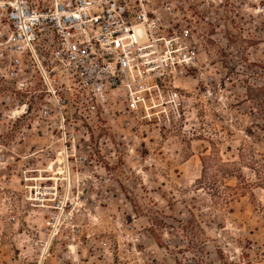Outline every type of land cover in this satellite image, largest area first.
Masks as SVG:
<instances>
[{
    "label": "rangeland",
    "instance_id": "rangeland-1",
    "mask_svg": "<svg viewBox=\"0 0 264 264\" xmlns=\"http://www.w3.org/2000/svg\"><path fill=\"white\" fill-rule=\"evenodd\" d=\"M151 2L198 37L155 118L48 121L0 58V264H264V0Z\"/></svg>",
    "mask_w": 264,
    "mask_h": 264
},
{
    "label": "built area",
    "instance_id": "built-area-1",
    "mask_svg": "<svg viewBox=\"0 0 264 264\" xmlns=\"http://www.w3.org/2000/svg\"><path fill=\"white\" fill-rule=\"evenodd\" d=\"M0 10L4 68L43 96L48 121L111 106L152 119L181 105L176 79L194 77L195 25L165 21L151 0H0Z\"/></svg>",
    "mask_w": 264,
    "mask_h": 264
},
{
    "label": "bare ground",
    "instance_id": "bare-ground-1",
    "mask_svg": "<svg viewBox=\"0 0 264 264\" xmlns=\"http://www.w3.org/2000/svg\"><path fill=\"white\" fill-rule=\"evenodd\" d=\"M55 163L57 164L56 166H58V167L54 166ZM51 166H52V168H53V166H54V169H57V168L59 169V168H64V166H66V165H65V162H64L62 159H60V160H58V161L53 162V163L51 164Z\"/></svg>",
    "mask_w": 264,
    "mask_h": 264
},
{
    "label": "trees",
    "instance_id": "trees-1",
    "mask_svg": "<svg viewBox=\"0 0 264 264\" xmlns=\"http://www.w3.org/2000/svg\"><path fill=\"white\" fill-rule=\"evenodd\" d=\"M204 176H205V171H204L203 177H204ZM200 184H202V185H203V184H205V183H204L203 181H201V183H200Z\"/></svg>",
    "mask_w": 264,
    "mask_h": 264
}]
</instances>
